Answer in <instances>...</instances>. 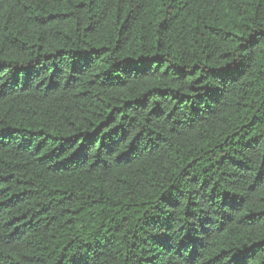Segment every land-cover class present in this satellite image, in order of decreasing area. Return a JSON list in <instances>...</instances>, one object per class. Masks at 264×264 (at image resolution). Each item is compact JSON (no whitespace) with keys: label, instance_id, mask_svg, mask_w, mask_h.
Here are the masks:
<instances>
[{"label":"trees","instance_id":"obj_1","mask_svg":"<svg viewBox=\"0 0 264 264\" xmlns=\"http://www.w3.org/2000/svg\"><path fill=\"white\" fill-rule=\"evenodd\" d=\"M0 264H264V0H0Z\"/></svg>","mask_w":264,"mask_h":264}]
</instances>
